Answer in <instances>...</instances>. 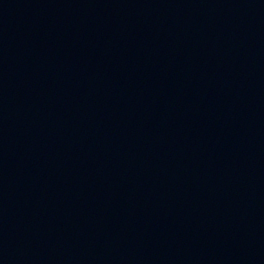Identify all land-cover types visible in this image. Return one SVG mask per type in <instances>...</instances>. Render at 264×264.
<instances>
[{"label":"water","instance_id":"1","mask_svg":"<svg viewBox=\"0 0 264 264\" xmlns=\"http://www.w3.org/2000/svg\"><path fill=\"white\" fill-rule=\"evenodd\" d=\"M0 264H264V0H0Z\"/></svg>","mask_w":264,"mask_h":264}]
</instances>
